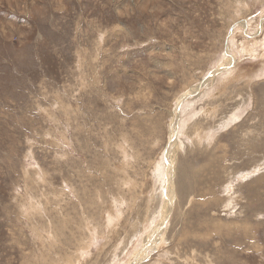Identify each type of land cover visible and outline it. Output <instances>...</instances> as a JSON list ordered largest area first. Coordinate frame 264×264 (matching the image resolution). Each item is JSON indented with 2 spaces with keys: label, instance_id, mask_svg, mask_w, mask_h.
<instances>
[{
  "label": "rangeland",
  "instance_id": "374dc122",
  "mask_svg": "<svg viewBox=\"0 0 264 264\" xmlns=\"http://www.w3.org/2000/svg\"><path fill=\"white\" fill-rule=\"evenodd\" d=\"M263 215L264 0H0V264H264Z\"/></svg>",
  "mask_w": 264,
  "mask_h": 264
},
{
  "label": "bare ground",
  "instance_id": "6f19581e",
  "mask_svg": "<svg viewBox=\"0 0 264 264\" xmlns=\"http://www.w3.org/2000/svg\"><path fill=\"white\" fill-rule=\"evenodd\" d=\"M258 2V1H257ZM246 22V21H245ZM261 24V23H260ZM245 36V35H244ZM208 41V40H207ZM255 40H253V42H254ZM252 42V43H253ZM247 43H248V41H247ZM240 44V43H239ZM262 44V43H261ZM256 46V45H255ZM226 61H228L229 63H231L232 61L234 62V59H233V57H232V55L231 54H229V57L226 59ZM248 62V61H247ZM230 65V64H229ZM219 69V68H218ZM220 70V69H219ZM218 72V71H217ZM210 78H211V76H210ZM193 91H195V90H193ZM198 92V91H197ZM186 94V93H185ZM188 94V93H187ZM183 97H184V95H183ZM187 97H190V96H187ZM186 97V98H187ZM185 98V99H186ZM179 99H181V97L179 98ZM177 107L178 106H180V100L178 101V104L176 105ZM178 109H179V107H178ZM178 119V118H177ZM172 120V119H171ZM238 121V120H237ZM176 125V124H175ZM171 131V130H170ZM173 133V132H172ZM171 134V133H170ZM174 134V133H173ZM174 136H175V134H174ZM173 136V137H174ZM173 140V139H172ZM174 144L175 143H173V146H174ZM210 145V144H209ZM167 147H169V146H167ZM170 148V147H169ZM172 149V148H171ZM172 156V155H171ZM174 156V155H173ZM156 157V156H155ZM168 158V157H167ZM170 159V158H169ZM176 159V158H175ZM175 159H172V160H175ZM168 160V159H167ZM173 163V162H172ZM172 163L170 164V165H172ZM231 163V162H230ZM168 164H169V161H168ZM173 165H175V164H173ZM168 166V165H167ZM175 167V166H174ZM168 168V167H167ZM173 172V171H172ZM175 172V171H174ZM173 174V173H172ZM174 175V174H173ZM172 175V176H173ZM172 178L173 177H171V178H169L168 177V179L166 180L167 181V184L165 185V188H166V190H165V192H166V195H165V197H166V199H165V201H164V207H163V211H164V213H163V218L164 219H166V213H168V209L170 210V207L172 206V203H173V201H169L170 200V198L171 197H173L174 198V195L172 194V196H171V194H170V192L172 191V189H173V184H172ZM127 186V185H126ZM164 186V185H163ZM227 190V189H226ZM169 198V200H167ZM173 198H171V199H173ZM170 212V211H169ZM264 216V215H263ZM164 219L162 220V223H160V222H158V223H160V224H158L159 226L161 225V227L163 228V224L165 223L164 222ZM166 224V223H165ZM163 225V226H162ZM156 227H158V226H156ZM161 227L159 228H155V229H153L152 230V232L151 233H149V235H148V237H147V239H145V243L147 244V243H149L150 241H154L155 239H157V236H159L158 234H159V231H160V229H161ZM96 238V237H95ZM147 241V242H146ZM157 241V240H156ZM98 244V243H97ZM145 246V245H144ZM144 249H146V248H144ZM142 252V251H141ZM194 252V251H193ZM140 256V255H139ZM207 256V255H206ZM192 259V258H191ZM184 260V259H183Z\"/></svg>",
  "mask_w": 264,
  "mask_h": 264
}]
</instances>
